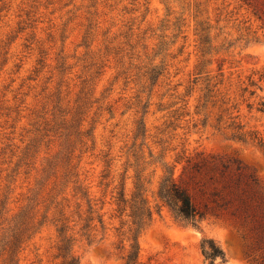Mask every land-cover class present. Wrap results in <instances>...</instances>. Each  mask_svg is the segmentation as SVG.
<instances>
[{"label": "rangeland", "instance_id": "374dc122", "mask_svg": "<svg viewBox=\"0 0 264 264\" xmlns=\"http://www.w3.org/2000/svg\"><path fill=\"white\" fill-rule=\"evenodd\" d=\"M262 104L264 0H0V264L22 211L12 264H60L62 224L79 264H124L136 175L138 264H207L204 237L222 264H264V217L194 227L156 197L164 166L203 152L264 199V152L237 138L264 140Z\"/></svg>", "mask_w": 264, "mask_h": 264}, {"label": "trees", "instance_id": "16d2710c", "mask_svg": "<svg viewBox=\"0 0 264 264\" xmlns=\"http://www.w3.org/2000/svg\"><path fill=\"white\" fill-rule=\"evenodd\" d=\"M201 41L205 42V37ZM260 111H264V104ZM247 136L242 132L237 134V138L242 141L246 139L255 141L264 152L262 138L251 133ZM177 160L176 162H180L181 159L177 158ZM174 168L175 165L164 166L165 173L159 181L156 197L176 219L199 227L209 214L220 209H228L233 215L242 216L244 221L246 219L257 221L256 216L264 217V199L254 189L257 178L252 172L244 178L240 172V164H236L233 171L227 160L221 156L196 152L185 158L178 176H174ZM139 180L140 177L136 175L135 192L130 203L133 232L124 264H138V233L152 215L150 207L141 195ZM123 196L122 189L117 197L120 211H124L126 206ZM25 218V211L19 213L14 221V227L10 228V234L2 239V244L8 248V264L13 262V255L21 242V235L28 230L27 225L30 223L28 220L25 221ZM57 231L60 236L58 245L59 255L62 258L60 264H79L78 258L71 253V237L66 235L65 225H60ZM200 250L207 264H222L225 261L223 249L213 238L204 237L200 243Z\"/></svg>", "mask_w": 264, "mask_h": 264}]
</instances>
